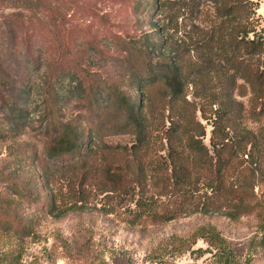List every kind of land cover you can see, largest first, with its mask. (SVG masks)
<instances>
[{
  "label": "trees",
  "instance_id": "obj_1",
  "mask_svg": "<svg viewBox=\"0 0 264 264\" xmlns=\"http://www.w3.org/2000/svg\"><path fill=\"white\" fill-rule=\"evenodd\" d=\"M4 3L15 10L1 12L0 41L16 46L18 32L26 26V12L34 8L40 24L45 22L42 18L51 21L52 37L60 35L59 23H55L58 16L45 0H0ZM257 4L258 0L148 2L146 10L152 6L159 27L154 37L150 33L140 37L139 48L147 60L145 68L133 73L135 91L113 92L100 83L89 84L72 67L57 71L52 82L48 80L53 72L50 57L41 83L48 92L45 101L60 105L77 91L89 117L52 121L51 134L42 141L39 177L48 190L46 212L60 217L70 210H82L99 188L115 196L116 203L108 212L116 213L118 204L125 206V221L141 227L195 213H222L238 219L260 212L264 200L258 197L253 180L261 146L258 134L247 124L264 117V28L260 27ZM181 17V24L190 27L180 51L171 38L179 31ZM1 50L0 89H5L8 68ZM155 51L161 52L160 60L152 58ZM154 83L160 84L161 104L151 94ZM28 87L25 81L13 87L17 95L0 96L1 105L19 102ZM12 112L10 131L16 132L25 113L21 109ZM208 125L209 144L205 140ZM104 135L128 139L107 142ZM17 161L25 162L22 158ZM59 163L72 173L59 174ZM6 175L11 174L0 171V180L7 184L0 192V212L4 214L0 233L21 236L23 218L12 204L15 197L32 194L16 179H5ZM62 179L68 181L66 192L57 184ZM192 237V241H183L180 253L203 238L209 247L193 251L213 252L220 264H241L215 224L198 226ZM16 261L13 257L4 262L0 259V264ZM249 261L246 259L247 264Z\"/></svg>",
  "mask_w": 264,
  "mask_h": 264
},
{
  "label": "rangeland",
  "instance_id": "obj_2",
  "mask_svg": "<svg viewBox=\"0 0 264 264\" xmlns=\"http://www.w3.org/2000/svg\"><path fill=\"white\" fill-rule=\"evenodd\" d=\"M148 2L152 0H45V5L50 6L58 18L64 17L55 21L60 27L57 38L54 39L49 31L51 21L42 18L45 22L40 24L34 8L26 12V26L19 30L16 46L8 40L0 41L4 65L8 68L5 74L7 86L0 89V96L14 97L17 92L13 87L23 81L29 84L22 99L7 106L9 112L0 99V171L11 174L5 179H16L25 192L33 195L14 199L13 209L23 218V235L0 233V259L3 262L13 257L16 264H220L213 252L193 251L209 247L203 238L180 253L183 241H192V233L198 226L212 223L230 242L241 264H247L248 258L250 264H264V208L238 219L222 213H195L141 227L125 221L128 217L125 206L118 204L116 213L108 212L116 203L115 196L99 188L82 210H70L60 217L46 212L48 190L39 177L41 160L38 157L42 152V141L51 134L52 121L89 117L86 103L76 97L77 91L73 98L62 99L60 105L45 101L48 92L41 83L46 79L47 60L53 57V72L48 78L52 82L57 79V71L72 67L89 84L98 86L100 83L113 92L135 91L138 87L133 73L136 68H145L147 60L145 51L139 48L140 37L145 33L154 37L159 27L151 12L154 3L146 10ZM257 5L260 27L264 28V0H258ZM13 10L14 6L10 4H0V19L1 12ZM181 22L182 17L179 31L171 38L172 45L180 51L185 46L183 38L188 37L190 27H184ZM60 39L66 42L60 44L57 42ZM187 56L191 58L189 54ZM152 58L160 60L161 52L155 51ZM160 88L158 83L150 86L157 104H161ZM101 101L99 99L97 104L100 107ZM18 109L24 111L25 116L18 120V130L10 131L12 111ZM247 124L258 134L260 141L253 184L258 197L264 200V117L249 120ZM210 134L211 126L208 125L205 139L208 144ZM103 137L107 142L128 139L124 136ZM17 158L25 162L18 163ZM245 163L248 165L249 162ZM56 170L59 174L64 171L67 176L72 173L60 163ZM63 180L57 184L66 192L68 181ZM6 185L0 180L1 193L6 190ZM36 195L39 197L34 201ZM63 195L66 201H71L69 195ZM3 217L0 212V225Z\"/></svg>",
  "mask_w": 264,
  "mask_h": 264
}]
</instances>
